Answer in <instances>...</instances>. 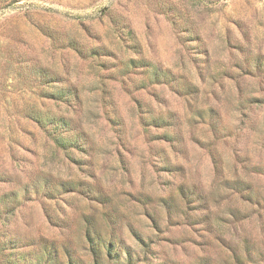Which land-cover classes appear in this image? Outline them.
<instances>
[{"label":"rangeland","instance_id":"374dc122","mask_svg":"<svg viewBox=\"0 0 264 264\" xmlns=\"http://www.w3.org/2000/svg\"><path fill=\"white\" fill-rule=\"evenodd\" d=\"M0 264H264V0H0Z\"/></svg>","mask_w":264,"mask_h":264},{"label":"trees","instance_id":"16d2710c","mask_svg":"<svg viewBox=\"0 0 264 264\" xmlns=\"http://www.w3.org/2000/svg\"><path fill=\"white\" fill-rule=\"evenodd\" d=\"M96 259V258H95Z\"/></svg>","mask_w":264,"mask_h":264}]
</instances>
